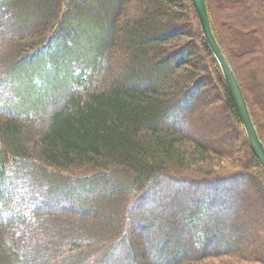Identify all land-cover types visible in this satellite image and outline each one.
Segmentation results:
<instances>
[{
  "label": "trees",
  "instance_id": "16d2710c",
  "mask_svg": "<svg viewBox=\"0 0 264 264\" xmlns=\"http://www.w3.org/2000/svg\"><path fill=\"white\" fill-rule=\"evenodd\" d=\"M217 5L213 34L264 144L241 82L264 99V0ZM210 93L221 97L205 102ZM224 120L243 155L191 135ZM9 171L37 203H73L0 218V264H264L249 244L264 248V223L245 213L264 210V170L191 0H0V209ZM238 186L255 201L234 205L232 223ZM226 222L231 238L213 249ZM246 226L258 233L240 236ZM181 244L193 250L163 259Z\"/></svg>",
  "mask_w": 264,
  "mask_h": 264
},
{
  "label": "rangeland",
  "instance_id": "374dc122",
  "mask_svg": "<svg viewBox=\"0 0 264 264\" xmlns=\"http://www.w3.org/2000/svg\"><path fill=\"white\" fill-rule=\"evenodd\" d=\"M206 4H207V8L209 10V17L212 15L211 17H215L216 18V13L220 11L219 10V7L220 8H223V7H221V4H218L219 5V7H218L217 0H206ZM223 14L224 13L222 12L221 15H223ZM228 30L229 29H227V31ZM244 31H247V30H244ZM226 32L225 31H222V32L219 31V34L223 38V35ZM219 34L217 36H219ZM229 35L231 36L230 33H229ZM242 38H244V39H243V41L242 40L241 41L242 42H245L244 44L247 47H250L253 44V39L250 37L249 34L246 35V36H243ZM225 40H226L225 38L222 39V45L224 47V52H226L225 54L227 55V57L229 58V60L232 61V62H234L236 69L239 70L240 69L239 64H238L239 61L235 57V50L233 49V47H231V45L229 44V42L228 41H225ZM259 47L262 48L261 45H259ZM256 68H258V70H259V67L258 66H256ZM239 71H241V69ZM241 73L242 72H240V74ZM258 73H260V72H257V75H258ZM241 80H242L241 81L242 82V85H243V87H244V89L246 91V94H247L246 97L248 98V101H249V104H250V107H251L250 109L252 111V115L254 116V119H255L257 125L263 127L264 126V123H263V121H264V111H261V110L264 109V99L262 97L260 98L259 96L257 97V95L253 94V91H252L253 88L251 87L252 85L251 86L249 85V83H248L247 79H245L244 75L242 76V79ZM95 83L96 82H94L93 84L95 85ZM79 90H80V88H79ZM219 97H221L220 93H218V95L217 94L214 95V94L210 93L209 95H205V97H204L203 100L205 102H209V101H215L216 102V100ZM63 100H64L63 96L60 95L59 98L56 99V102L55 103L57 105L58 104H61L63 102ZM55 103H52V104H55ZM56 104L53 107H51V106H49V108L47 107L48 109L42 115L43 119L47 118V116L49 114H51L54 110H56ZM219 104L220 103L215 104V107L218 108L219 107ZM201 110L199 112H201ZM203 112H205V110ZM195 127L197 129V131H196L197 133L195 132L194 134H191L192 136L197 137V138H201V136H202V139L203 140H206L209 137H210L209 139H211V137L214 138L215 137L214 135H216V138H215L216 140H219L220 142L222 141L225 144H227L228 146L231 145V147H233L232 150H228V152H229L230 155L231 154L232 155H236L238 152H239L238 155H243L244 154L242 148L240 147V144L238 142H236V140L234 141L235 136H236V133L234 131H232L233 130V124L231 123V121L224 120L223 121V124L221 123L218 126H214V127H210V128L209 127H205L204 128L205 133H204L203 130L201 131L200 127L199 128L197 126H195ZM263 129H264V127H263ZM198 131H199V133H198ZM234 134H235V136H234ZM258 136H259V134H258ZM225 144H224V147L226 146ZM13 176H15V174L12 171H9V174L4 178V187L6 188V191L4 193V199H5V202H6L5 204H7V205H6L5 209H0V218H2V219L3 218H6L8 215H12V212L15 214L17 212V210H19V208L16 209L15 211H14V208H17V206L18 205H21V204H30V205H37V206L38 205H44L45 207H48L49 208V207L63 206V205H66V204H69L70 205V204L73 203V201L71 202V201H68V199L59 198V197H58V199L53 200V202H51V201H49L47 199L46 194L41 195L40 196V202L37 203L35 201V198L36 197L33 196V195H29L28 194V189L32 188L33 185H30L29 182H25V184L22 183L23 185L17 186V184L14 182V179L12 180V177ZM239 186L237 187L238 188L237 189V191H238L237 193L239 194V196L237 195L238 197H235L234 198L233 205H231V211L230 212H232V214H233L232 216L233 217H232V220L230 222H232V223H233V218L237 217L236 213H233L234 205H237V207H239L241 205L247 211V209H249V207L253 204V201H255V200L251 201V199H248V197H243V195H240V192H243L244 188L241 189V188H239ZM67 194L70 195V192H67ZM177 197H179V199H180V196H177ZM258 197H259V199H261L262 195H259ZM171 198H172V200H171V202H172V201H174V199H176V196H172ZM251 198L252 199H254V198L257 199L256 197H251ZM167 201H170V200H167ZM13 203H15L14 206H12ZM78 203L79 202L77 201L75 203L77 205H74V206L81 207V203L80 204H78ZM163 208L166 209L167 207H163ZM257 210L258 209L252 211V208H251L250 211H247L245 213H246V215L249 218H252V220L259 221V222H263L264 223V210H262V212H259ZM232 223H231V225H233ZM223 225L226 226L225 227L226 229L220 227V230L221 229H222V231L224 230L223 231L224 232L223 233L224 235L222 233H219V231H218V235L217 236H219V238L213 244V246H212L213 249H215L216 247H219L221 245H226L228 243L227 241H229V239L231 238V235L229 234V233H231V227L228 228L230 226V223H227L226 222V223H223ZM178 229L179 228H175V230H178ZM222 231H220V232H222ZM237 231L240 233L239 234L240 236H242L243 233L245 235L247 233V231H249L250 234H254V233L257 234L258 233L257 232L258 230L254 229V228L251 229L250 227L248 228L247 226L244 229H242L241 231H239V230H237ZM164 232L167 233V231H164ZM171 232H172V230H171ZM152 234L155 235V229L152 231ZM150 236H152V235H150ZM256 236H257L258 239H260V241H262V243L264 245V230H261V232H259L258 235H256ZM8 239L11 242V244L15 245L19 249L21 248L22 241L20 239H18L17 237H13L12 235H10L8 237ZM152 239L153 238H151V240ZM249 244H251V246L254 249L258 248L259 251L262 250L261 252L264 254V248H263V246L261 247L259 244H256L254 242H251ZM147 245H148L147 250L150 253L153 254V250L151 249V244L148 242ZM191 250H193V247L191 246V248H189L188 244H185V245L184 244H181V245H178V246L176 245L174 248H169V249L165 250L166 254L164 255V258L163 259H166L168 257L167 255H169L168 253H170L171 251H172V253L178 254V253H181L183 251L189 252ZM154 258L155 257L153 255L152 256V259L154 261H156ZM218 261L219 262H222V261H226V260L223 259V260H218ZM228 262H230V263L232 262L233 263V261H228L227 260V263ZM121 263L122 264H125L124 261L121 262Z\"/></svg>",
  "mask_w": 264,
  "mask_h": 264
},
{
  "label": "water",
  "instance_id": "95a60500",
  "mask_svg": "<svg viewBox=\"0 0 264 264\" xmlns=\"http://www.w3.org/2000/svg\"><path fill=\"white\" fill-rule=\"evenodd\" d=\"M191 1L197 13L205 40L220 64L240 121L246 131L250 146L264 170V144L261 142L258 132L254 126L242 89L213 34L206 0Z\"/></svg>",
  "mask_w": 264,
  "mask_h": 264
}]
</instances>
